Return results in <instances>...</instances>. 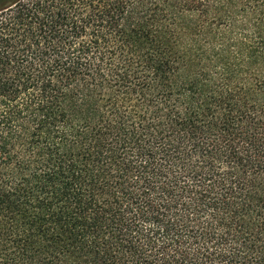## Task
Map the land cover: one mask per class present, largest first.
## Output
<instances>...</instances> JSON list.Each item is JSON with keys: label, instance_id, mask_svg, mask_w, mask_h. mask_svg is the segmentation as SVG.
Returning a JSON list of instances; mask_svg holds the SVG:
<instances>
[{"label": "trees", "instance_id": "1", "mask_svg": "<svg viewBox=\"0 0 264 264\" xmlns=\"http://www.w3.org/2000/svg\"><path fill=\"white\" fill-rule=\"evenodd\" d=\"M0 264H264V0H0Z\"/></svg>", "mask_w": 264, "mask_h": 264}]
</instances>
